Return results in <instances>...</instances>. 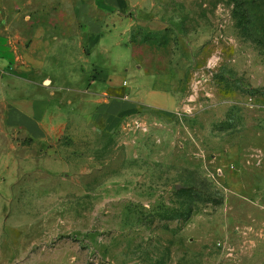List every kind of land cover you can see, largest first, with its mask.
I'll return each instance as SVG.
<instances>
[{
	"label": "rangeland",
	"instance_id": "1",
	"mask_svg": "<svg viewBox=\"0 0 264 264\" xmlns=\"http://www.w3.org/2000/svg\"><path fill=\"white\" fill-rule=\"evenodd\" d=\"M142 1L100 65L169 108L121 106L111 128L108 85L75 46L48 61V142L0 96V264H264V0ZM58 7L59 36L77 38Z\"/></svg>",
	"mask_w": 264,
	"mask_h": 264
},
{
	"label": "crops",
	"instance_id": "2",
	"mask_svg": "<svg viewBox=\"0 0 264 264\" xmlns=\"http://www.w3.org/2000/svg\"><path fill=\"white\" fill-rule=\"evenodd\" d=\"M142 2V0L139 2L79 0L73 5L72 1L68 0H0V96L3 98L4 106L10 110L9 122L13 126L22 127L30 138L38 142L46 143L53 137V126L61 123V118L48 111L52 106L50 96L58 82V73L48 65V61L51 62L57 53L67 54L68 49L76 53L75 47L78 54H83L87 69L92 68L91 86L95 88L98 85H108L110 91H103L104 100L101 103L106 113L111 115L107 118L111 128H116L121 122L114 116L121 106L134 111L141 106L169 108L172 105L171 99L167 98L166 102H163L162 97L157 98L154 93L149 100L138 98L136 93L132 101L131 95L127 93L129 90H122L125 87L118 78L100 65V55L110 53L109 44L115 41V44L121 47L129 41L130 34L127 32L131 22L130 19L123 18L131 8L138 10L140 7L146 10L147 4L144 6ZM59 3L60 8L65 7V12L73 9L78 16L77 38L71 36L69 39L64 34L59 36L58 31L61 28L57 23ZM68 25L71 27L70 23ZM68 25L66 27H69ZM116 29H121L119 37L126 36V42L123 38L114 40L113 33ZM64 40H70V44L65 45ZM57 44L61 48L57 47ZM128 49L134 50L131 44L126 45V50ZM139 55L137 54L135 58L141 68L138 61L143 58ZM73 63L71 61V70ZM81 68L84 72V66ZM47 81L49 85H46ZM77 91L83 92L80 89ZM43 93L47 99L39 98ZM110 93L113 94L112 100L109 98ZM14 96L20 101L14 100ZM68 120L69 118L66 119V123Z\"/></svg>",
	"mask_w": 264,
	"mask_h": 264
}]
</instances>
